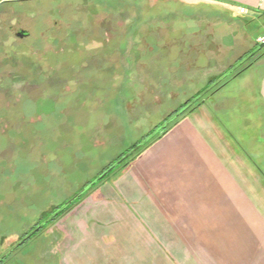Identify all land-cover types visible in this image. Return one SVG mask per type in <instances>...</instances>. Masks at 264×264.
Segmentation results:
<instances>
[{
	"label": "rangeland",
	"instance_id": "obj_1",
	"mask_svg": "<svg viewBox=\"0 0 264 264\" xmlns=\"http://www.w3.org/2000/svg\"><path fill=\"white\" fill-rule=\"evenodd\" d=\"M217 16L180 0H0V259L235 63L233 27L203 29ZM203 33L219 41L203 49ZM54 224L3 264L45 255Z\"/></svg>",
	"mask_w": 264,
	"mask_h": 264
},
{
	"label": "crops",
	"instance_id": "obj_2",
	"mask_svg": "<svg viewBox=\"0 0 264 264\" xmlns=\"http://www.w3.org/2000/svg\"><path fill=\"white\" fill-rule=\"evenodd\" d=\"M180 1L224 13L203 29L233 27L235 63L258 46L264 0ZM197 40L203 49L219 41L208 33ZM50 233L45 255L28 264H264V54Z\"/></svg>",
	"mask_w": 264,
	"mask_h": 264
},
{
	"label": "trees",
	"instance_id": "obj_3",
	"mask_svg": "<svg viewBox=\"0 0 264 264\" xmlns=\"http://www.w3.org/2000/svg\"><path fill=\"white\" fill-rule=\"evenodd\" d=\"M264 54V47L261 48L258 52H256L254 55H252L249 59H247L244 63H242L241 65H239L238 67H236L235 69H233L226 77H224L215 87H213L209 92V93H213L215 92L217 89H219L220 87L224 86L227 82H229L231 79H233L235 76H237L238 74H240L241 72H243L245 69H247L248 67L252 66L254 63H256V61ZM246 56L241 57L235 64H233L232 66H230V68L228 69V71L232 68H234V66L241 60H243ZM227 72V71H226ZM226 72H224L223 74H225ZM223 74L221 76H223ZM220 76V77H221ZM219 78V77H218ZM217 78V79H218ZM217 79H214L212 81H210V83L208 84V86H210L213 82H215ZM207 86V87H208ZM206 87V88H207ZM204 90V89H203ZM202 90V91H203ZM201 93V91L199 92ZM198 93V94H199ZM197 95V94H196ZM196 95L193 97L195 98ZM193 98H191L190 100H188L185 104H183L180 108L176 109L174 112L170 113L165 120H168L170 123L157 135L153 136L151 139H149L144 145H142L139 149H137L135 152H133L129 157H127L126 159H124L120 164H118L117 166H115L112 170H110L108 173H106L102 178H100L94 185H92L90 188H88L87 190H85L87 185H84L82 188V193L79 197L72 199L69 202L63 203L62 205L58 206V207H54V209L51 211V213L48 215L47 221L43 224L41 222H38L29 232H26L23 237L21 238L20 242L16 245L15 248H13L11 251H9L7 253V256H3L0 259V264L4 263V260L6 257L10 256V254H12V252L17 249V247H21L24 244H26L29 239H31L33 236L37 235L38 233H40L41 231H43L47 226L56 223L60 218H62L64 215H66L74 206H76L88 193H90V191L92 189H94L96 186H98L99 184L103 183L104 181L110 179L111 177H113L118 171H120L122 168H124L132 159H134L137 155H139L145 148H147L149 145H151L153 142H155L162 134L166 133L168 130H170L174 125H176L182 118H184L186 115H188L190 112H192L199 104H201L203 102V99H199L194 105H192L190 108H188L185 112H183L180 116L174 117V115L181 109L183 108L186 104H188ZM174 117V118H173ZM138 143L132 145L127 151L121 152L114 161H112L106 168H104L102 171L99 172L97 178L103 174L110 166H112L114 164V162L118 161L119 159H121L127 152H129L131 149H133L135 146H137ZM45 218V219H46ZM44 219V220H45ZM43 224V225H42Z\"/></svg>",
	"mask_w": 264,
	"mask_h": 264
},
{
	"label": "water",
	"instance_id": "obj_4",
	"mask_svg": "<svg viewBox=\"0 0 264 264\" xmlns=\"http://www.w3.org/2000/svg\"><path fill=\"white\" fill-rule=\"evenodd\" d=\"M264 47V43L258 44L257 48H255V50H253L248 56H246L243 60L239 61L234 68L230 69L229 71H227L225 74H223V76H221L220 79L216 80L215 82H213L209 87H207L205 90H203L199 96L193 98L188 104H186L183 108H181L175 115L174 117L180 116L183 112H185L188 108H190L192 105H194L204 94L208 93L213 87H215L224 77H226L233 69H235L236 67H238L239 65H241L242 63H244L247 59H249L252 55H254L256 52H258L261 48ZM173 117V118H174ZM167 126V125H166ZM161 126L159 127L157 130H155V132L150 136L151 138L158 133L161 129H164L166 127ZM149 137V138H150ZM148 138V139H149ZM148 139H145L142 143H139L137 146H135L133 149H131L129 152H127L121 159H119L118 161H116L112 166H110L103 174H101L95 181L91 182L88 186H86L85 190H87L88 188H90L92 185H94L100 178H102L106 173H108L110 170H112L115 166H117L118 164H120L125 158H127L128 156H130L133 152H135L137 149H139L143 144L146 143V141ZM82 193V192H81ZM81 193L77 196L79 197L81 195ZM76 197V198H77ZM43 225V224H42Z\"/></svg>",
	"mask_w": 264,
	"mask_h": 264
},
{
	"label": "built area",
	"instance_id": "obj_5",
	"mask_svg": "<svg viewBox=\"0 0 264 264\" xmlns=\"http://www.w3.org/2000/svg\"><path fill=\"white\" fill-rule=\"evenodd\" d=\"M241 14H245L247 12V9L245 7L240 8ZM263 29H264V22H263ZM258 44L264 43V32L263 34L258 38L257 40Z\"/></svg>",
	"mask_w": 264,
	"mask_h": 264
},
{
	"label": "flooded vegetation",
	"instance_id": "obj_6",
	"mask_svg": "<svg viewBox=\"0 0 264 264\" xmlns=\"http://www.w3.org/2000/svg\"><path fill=\"white\" fill-rule=\"evenodd\" d=\"M17 34H18L19 37H23V36H27L28 35L26 33V31H24V30H21V31L17 32Z\"/></svg>",
	"mask_w": 264,
	"mask_h": 264
}]
</instances>
